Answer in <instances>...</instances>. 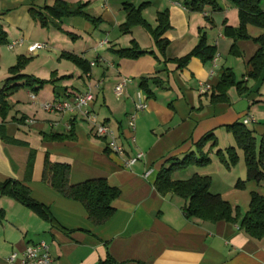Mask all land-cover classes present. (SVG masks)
Here are the masks:
<instances>
[{"label": "crops", "instance_id": "obj_1", "mask_svg": "<svg viewBox=\"0 0 264 264\" xmlns=\"http://www.w3.org/2000/svg\"><path fill=\"white\" fill-rule=\"evenodd\" d=\"M55 1L0 0V27L6 35V43L0 44V95L5 88L22 84L20 80L6 84L9 69L19 58L31 60L22 75L48 82L40 88L4 90L7 112L4 118L0 113V183L22 182L31 198L49 213L46 219L11 196L0 195V264H8L12 252L40 242L49 246L53 264H100L108 258L116 264H264V239L250 238L234 224L187 219L183 199L161 196L154 187L158 172L169 160L183 159L211 133L218 144L209 153L211 163L173 178L210 177V191L238 207L241 214L248 211L251 193L264 196V182L235 189L238 181L246 179L241 151L237 150L239 162L230 169L215 156L218 150L236 146L226 129L235 123L252 131L257 143L264 137V80L248 78V63L260 48L254 40L264 31L249 26L251 39L234 41L226 28L239 27L238 13L227 0H214L220 9L207 7L203 13L187 11L184 3L188 0H62L87 4L85 12L101 22L93 26L80 17L63 19L62 30L75 36L71 41L64 32L41 28L30 16L32 6H52ZM143 3L148 6L142 17L151 28L157 26L158 13L168 12L170 30L164 38L169 45L164 53L141 27L123 32L125 5ZM202 37L218 55L216 68L202 55L191 57L180 68L175 61L190 54ZM103 40L106 43L100 46ZM14 42L21 44L9 48ZM132 42L142 55L134 60L118 57L115 51L131 48ZM35 43L49 47L29 54L28 47ZM64 54L89 63V73ZM92 62H96L93 67ZM223 70H231L237 83L246 84L247 92L240 94L231 87L227 101L212 103ZM143 78L148 79L149 95L140 87ZM123 79L130 82L116 99L114 88ZM200 84L211 88L201 94ZM89 86L95 96L96 121L114 132L124 150L121 156L110 153L106 141L95 138L92 126L79 117L39 108L43 102L75 97ZM139 97L145 98L147 109L136 117L132 133L128 121ZM249 118L253 121L244 124ZM53 135L71 138L46 139ZM139 153L142 158L133 166H123V160ZM46 156L51 163L70 166L72 185L105 179L119 190L113 202L115 213L105 225L93 226L80 203L63 198L42 182Z\"/></svg>", "mask_w": 264, "mask_h": 264}, {"label": "trees", "instance_id": "obj_2", "mask_svg": "<svg viewBox=\"0 0 264 264\" xmlns=\"http://www.w3.org/2000/svg\"><path fill=\"white\" fill-rule=\"evenodd\" d=\"M34 2L35 0H31ZM237 9L239 27L237 29L226 28L231 32L234 41L251 39L247 33V27H255L264 31V7L261 3L264 0H227ZM148 6L143 3L139 6L130 4L125 5L126 22L122 26L123 32L128 33L131 28L141 27L152 37L157 49L164 53L169 42L164 38L167 31L170 30L169 15L167 11L157 14L155 28H151L143 19L142 12ZM185 9L190 12L203 13L205 8L209 7L213 11L220 8L214 0H188L184 3ZM87 4H69L62 0H56L52 6L36 8L32 6L29 13L31 18L43 29L54 28L57 31L64 32L61 28L63 19L80 17L91 23L93 26L100 24V19L90 17L85 9ZM70 39L75 40V36L64 32ZM259 46V50L248 63V78L253 81L264 80V33L254 40ZM6 43V35L0 27V44ZM233 54L234 45L231 48ZM120 58L138 59L142 54L134 42L132 47L125 50L115 51ZM196 55H202L204 61H209L215 56L213 48L205 45V39L202 37L199 45L185 57L177 59L175 62L182 68L189 59ZM75 65L83 69L85 74L90 71L89 63L81 58L64 54ZM29 59L19 58L16 65L9 69L10 77L6 84L20 80L22 84L8 89L33 88L38 85L39 88L46 81H41L30 76L22 75ZM140 87L147 95L148 79H141ZM231 87H236L240 94L247 92L245 83H237L231 70H223L220 76V82L211 95V102L227 101L226 93ZM38 88V89H39ZM4 90L0 95V113L4 118L7 112V103L4 99ZM35 91V90H33ZM33 93V92H31ZM73 124L70 125L72 127ZM71 129V128H70ZM227 131L233 136L236 146L216 151L215 156L219 162L227 169L237 165L239 157L237 150L243 154L244 165L246 169L245 181H238L235 189L243 190L246 183L254 182L260 184L264 182V137L257 143L252 131L244 125L235 123L228 126ZM71 131V130H70ZM71 138L67 136H47V140H65ZM7 140H5L6 142ZM217 140L213 134L209 133L195 144V150L187 154L183 159H171L167 162V167H162L156 176L154 187L161 196L174 195L186 202L184 215L187 219H197L201 222L216 224L226 222L237 225L250 238L255 240L264 239V196L257 193H251L248 211L241 214L238 207H233L227 201H224L219 194H214L211 189V178L195 174L188 180H175L173 176L176 173H182L192 167L205 168L210 163L209 153L217 147ZM71 168L67 164L51 163L48 156L44 159L42 182L49 186L53 191L63 198L80 203L87 214L89 222L100 227L105 225L114 215L115 209L113 202L119 197V190L111 187L105 179H95L82 182L77 185L70 183ZM0 195H9L23 206L35 211L46 219H49L47 209L40 203L33 200L30 191L22 182L8 180L0 183ZM100 264H116L108 258Z\"/></svg>", "mask_w": 264, "mask_h": 264}, {"label": "built area", "instance_id": "obj_3", "mask_svg": "<svg viewBox=\"0 0 264 264\" xmlns=\"http://www.w3.org/2000/svg\"><path fill=\"white\" fill-rule=\"evenodd\" d=\"M106 43V40L99 42V45L102 46ZM21 42H14L9 45V48H12L14 45H20ZM48 44L46 43H35L28 47L27 51L29 54H35L36 52L43 51L48 49ZM218 60V55H215L211 60V65L214 70L216 68V63ZM96 62L90 63V66H95ZM214 74V71L211 72V75ZM130 82L129 79H123L119 82L114 88V96L116 99H120L123 95L126 85ZM100 84H97L95 88H99ZM211 86L208 84H200L199 93L204 94L210 90ZM31 100H35V95L31 93L29 95ZM94 93L93 88L88 87L83 93L75 96L64 98L62 100L53 101V102H43L39 104V108L48 113L54 114H63L79 117L81 120L87 122L92 126L93 135L95 138L106 141L107 149L110 153L117 156L124 154L123 148L117 143L116 136L114 132L105 124L98 123L96 117L92 110L94 105ZM134 114L129 118L128 127L132 133L135 131V120L136 117L143 113L147 109V104L145 98L139 97L135 103ZM253 121L252 119H246L244 124H248ZM67 130H70V126L66 127ZM134 140V139H133ZM142 158V154L139 153L135 157L128 158L123 160V166L125 168H130L133 166L139 159ZM8 264H53L54 259L50 255L49 246L40 242L35 245L27 246L23 251L12 252L7 257Z\"/></svg>", "mask_w": 264, "mask_h": 264}, {"label": "rangeland", "instance_id": "obj_4", "mask_svg": "<svg viewBox=\"0 0 264 264\" xmlns=\"http://www.w3.org/2000/svg\"><path fill=\"white\" fill-rule=\"evenodd\" d=\"M71 41H74V40L71 39ZM27 60H28V59H27ZM30 61H31V60L29 59L28 62H30ZM28 62H27V63H28ZM41 110H42V109H41ZM242 164H243V158L241 159V162H240V165H242ZM240 165H239V166H240Z\"/></svg>", "mask_w": 264, "mask_h": 264}]
</instances>
